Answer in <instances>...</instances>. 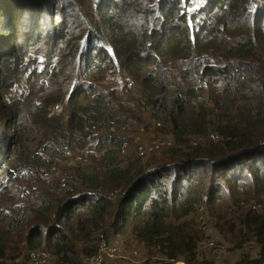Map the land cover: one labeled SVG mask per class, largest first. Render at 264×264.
<instances>
[{"label":"trees","instance_id":"trees-1","mask_svg":"<svg viewBox=\"0 0 264 264\" xmlns=\"http://www.w3.org/2000/svg\"><path fill=\"white\" fill-rule=\"evenodd\" d=\"M50 2L0 0V264H87L108 228L143 264H216L209 226L245 251L232 264H264V0H207L200 17L181 0ZM117 72L138 93L103 84ZM139 126L172 146L124 155ZM198 159L213 169L179 187Z\"/></svg>","mask_w":264,"mask_h":264},{"label":"built area","instance_id":"built-area-1","mask_svg":"<svg viewBox=\"0 0 264 264\" xmlns=\"http://www.w3.org/2000/svg\"><path fill=\"white\" fill-rule=\"evenodd\" d=\"M91 7L94 12H97V6L100 0H90ZM104 85L114 87V88H124L126 91L131 93H138L139 86L132 82L128 78H123L119 72L109 75L104 81ZM122 86V87H121ZM62 111L61 105H56L53 109L54 113H59ZM97 134L91 135L89 141H94ZM94 141L92 145L95 144ZM137 146L138 156L144 159L148 158L152 147L157 148L162 147V151L171 147L172 142L162 143L161 145L157 142L154 135L149 134L144 126H140L137 132L133 135L132 141H127L123 147V154L126 155L131 151L133 145ZM82 161V158L80 159ZM94 249L95 254L92 258L87 259V264H107L110 262H122V264H140V259L142 255L139 251L126 248L124 246L109 244L103 237L99 236L94 239L90 245ZM227 247L218 241L210 240L206 241L201 245L200 251L208 257H213L222 254L226 251ZM28 258L31 264H53L52 257L45 252H30ZM175 264H185L182 261L176 262Z\"/></svg>","mask_w":264,"mask_h":264},{"label":"rangeland","instance_id":"rangeland-1","mask_svg":"<svg viewBox=\"0 0 264 264\" xmlns=\"http://www.w3.org/2000/svg\"><path fill=\"white\" fill-rule=\"evenodd\" d=\"M57 1L58 0H51L50 4L53 5V8L56 7ZM181 1H182V4L186 6V11L189 12L191 17H193L194 13H195L196 17H200L201 15H205V13L207 12V10L210 7V5L207 2V0H181ZM85 2H86V5L88 6V4L90 3V0H85ZM50 49H51L52 53H54V47L50 48ZM33 52H34V48H32V50L29 53L22 54L23 61H25V64L28 66L29 70L36 69L37 71H43L45 69V67H46L44 58L40 57L38 59V63L34 64V62L31 61V56H32ZM53 62H55V61H53ZM48 66H50V65H47V67ZM22 92H23V89L20 90V93H22ZM205 99L207 101V106L210 109H213V104H212L211 101H209L208 96H206ZM0 104H1V101H0ZM218 117L222 119V116L220 114L218 115ZM147 119H149V118L147 117ZM124 123H125V121H123V124ZM122 128H124V126H120V128L117 126V129H122ZM129 133H132V131L128 132L127 134H129ZM258 152H260V151H258ZM253 155H255V154H253ZM249 157H251V156H247L246 158H249ZM197 161H202V160H200V159H198L196 161L194 160V162L191 165H185L186 161H182L179 164V165L183 164V166L185 165L186 170H185L184 173H186V171H187V173L185 175L182 172L181 177L182 176L183 177H182V180L179 182V187H182V185H185L186 182L188 181V173H190V172H192L194 170H202V171H204V170L213 169V166L209 162H206L207 163V167H205L203 164H198ZM240 161H241V158H239L237 160H234V161L228 163L227 165L232 169ZM91 165H93V163ZM183 166H178V167H175V168H171L169 170L170 171H174V170L181 171ZM215 167H218V171L222 170V167H220L219 165L215 166ZM62 169H65V172L68 171V170L73 171L72 157H70V161L68 162V165L66 166V168L57 167L53 171V173L60 174ZM153 169H161V168L160 167H155V168L150 169L149 171H151ZM152 172L153 171H151L150 173H152ZM161 174H162V172H161ZM179 187H177L178 190L180 189ZM25 188H27V187H25V184L17 186V190H16L17 197H20V192L23 191ZM8 195H10L9 192L5 193V197L8 196ZM74 198H76V197H74ZM10 208L11 209L13 208V204L10 205ZM199 212L202 213L203 209H200ZM103 232L105 233L104 235L107 237V239L103 235L101 237H103L108 243L110 241L111 244L115 245V246L121 245V246H124L126 248L136 249V250H138L141 253V255L143 254V250L140 247H138L135 244H131L130 242H128L129 240L123 239L121 236H118V235L114 234V232L110 231V228H108L107 230H104ZM201 240H203V241L200 244V248H201V245H203L204 242L210 241V240H214V241H218L220 243H223L227 247L226 251H223L222 254L217 255V256H213V257H208V259L215 261L216 264H228V263L232 264V263L238 261L241 258V255H243L244 252H245L243 250L239 251V252H231L230 251L231 245L228 244L225 240L221 239L219 234L211 226H209L206 230L203 229V237L201 238ZM83 246H84L83 244L79 245V251L80 252L83 251V248H84ZM145 258H146V253H145ZM24 260H25V258L22 257V258H20L17 261L22 263ZM143 260H142V258L140 259V264H143ZM24 262H28V260H25Z\"/></svg>","mask_w":264,"mask_h":264},{"label":"water","instance_id":"water-1","mask_svg":"<svg viewBox=\"0 0 264 264\" xmlns=\"http://www.w3.org/2000/svg\"><path fill=\"white\" fill-rule=\"evenodd\" d=\"M156 169H153V170H151V171H155ZM151 171H149L148 173H150Z\"/></svg>","mask_w":264,"mask_h":264}]
</instances>
